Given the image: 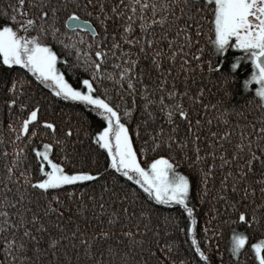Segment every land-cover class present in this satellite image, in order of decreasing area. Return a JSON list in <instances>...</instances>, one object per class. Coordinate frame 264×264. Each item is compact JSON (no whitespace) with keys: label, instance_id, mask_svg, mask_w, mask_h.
Returning <instances> with one entry per match:
<instances>
[{"label":"snow or ice","instance_id":"6c2138e0","mask_svg":"<svg viewBox=\"0 0 264 264\" xmlns=\"http://www.w3.org/2000/svg\"><path fill=\"white\" fill-rule=\"evenodd\" d=\"M123 3V0H120ZM92 6L95 11V19L98 21L100 28L104 30L107 36V22L109 19L115 18L117 21H123L117 26L121 29L120 41L128 44L130 47L125 49L121 42L116 40V34H112L113 42L111 48H107L102 42L97 43L96 37L98 33L95 29L89 28L92 32L93 43L88 45L89 49H94V58L89 56L80 47L84 43V37L80 36L79 40L76 36L67 37V33L61 32L57 27L61 8L51 3V0H41V3L34 4L33 0H15V3L9 5L11 12L5 10L3 16L11 22H4L0 26V81L7 82L10 76V86L7 88L11 93V98L6 103L10 109L9 115L12 120L8 124L10 132L17 135L15 140L24 137L23 143L29 144L32 138L38 134V128L43 125V130L39 131V135H50L52 141L61 145V151H64L68 142L71 140L75 132L78 134L80 128L88 123V118L83 113H77L80 121L79 125L73 121L69 124L61 123L60 135L57 136V125L55 121L41 119L39 111L41 109L40 100H36L31 96L25 97L23 100L17 99L23 95L24 85L29 83L25 79L24 72L30 73L39 84L50 90L51 94L56 98L65 101L79 102L83 107L95 113L97 117L103 120L102 130H98L90 139L104 150L107 154L108 168L114 170L112 187L105 182L101 188L99 200L95 196H88L87 200L93 201L91 208L94 210V216L99 219L107 213V224L115 226L121 219L131 223L135 219L137 193L132 192V199L129 200V194L120 189L113 190L120 183L115 176L118 173L120 177L126 178L127 181L133 182L143 190V194L148 201L154 202L156 205H165L168 207L179 206L187 214L186 235L191 239V247L195 250V255L200 261L207 264L208 257L202 251L197 239L193 235L192 225L196 223L194 216V208L190 207L187 201L190 193V177L178 171L179 165L173 156L156 155L154 159L142 166L139 155H146L148 150V141H144V147L136 149L130 138V121L136 113L138 105L137 98L141 101L139 104V114L143 117L140 121L147 127V123L151 120L155 123L158 119L156 113L163 115L161 124L168 125V135L165 137V128L157 127L155 133H149L151 140V149L153 153L158 152L162 148L171 149L173 146L180 149L181 160H188L189 168L195 170L196 177L200 185H203V191H208L210 178H214L215 169L219 168L223 173V179L219 181V187L216 189L218 197L224 201L226 207L236 208V202H230L227 196L229 188V179L231 178V190L233 193L240 191L238 185H243L244 199L249 195L250 185L247 179L249 173L253 172V164L259 161L264 168V144H258L256 151L253 150V140H248L247 152L248 158L243 163L237 164L235 171L232 170V161L242 159L240 152L245 150L244 140L248 139L245 132H241L240 143L235 145L237 151H233L228 155L223 150L222 141L225 140L229 133L227 131L221 133L217 141L209 140L208 148L201 155V147L197 143L201 137L193 134L191 143L193 145V153L195 158L188 156L183 151L188 148L190 141L185 136H178L179 120L187 121L188 127L186 131L192 133V123L189 110L183 104L185 96L193 100L194 103L199 102V97L189 95L188 82L190 71L195 72L198 69L203 71L202 52L203 46L198 48L191 57L188 58L189 51L199 43L201 35L200 21L205 19L202 12L210 13L208 20L210 22V30L214 33V38L209 37L210 56L207 63V72L211 75L218 70L222 76V83L227 84L231 79L230 73H224L220 62L213 65V57L223 55L228 49L239 50L245 57L249 58L252 65V72L248 79L244 81V88L247 91L249 84L255 81V95L258 98L262 112H264V0H182L180 5V16H176L175 11L171 12V18L175 26V33L169 39L168 31L162 33V37L167 43L169 49L167 59L174 63L177 56L181 61L180 69L185 74L183 77L184 91H179L173 80L171 86L168 85V77L172 75L171 67L162 68V61L157 59L163 55L162 50L157 51L153 48L154 44H159L161 37L155 36L154 32H149V25L159 24L163 26L169 16V9L177 6L176 0H159V3L150 5L153 20H146L144 15L145 9L149 7L148 0H130L129 4H124L123 8L127 9V13L120 8V5L113 3L108 7L104 0H86L85 9ZM35 7L36 12L29 16L28 9ZM62 7L68 9L70 5L65 2ZM79 8V4L76 5ZM161 12L160 16H156L157 10ZM195 9V13L193 12ZM89 16L93 15L92 11L88 12ZM195 16V18H194ZM19 17V18H18ZM139 17L140 32L132 35L135 22ZM184 20L181 23V20ZM88 26V22H83ZM65 25H71L75 30L80 29L81 20L75 11L71 13L65 21ZM172 31V26L169 27ZM35 33V34H32ZM51 37L57 44L63 45L64 50L71 55L74 51L75 64L73 67H79L88 73V78L79 81L80 87H74L65 74L61 72L57 66L60 60V54L50 46L48 37ZM67 37V39H65ZM194 37L195 43H194ZM138 45V53H133L131 48ZM116 50L120 55L117 56ZM146 50L151 51L152 67L160 74L159 83L156 89L150 90V85L145 83V74L143 70L137 72L139 62V53ZM109 53L113 57V70L109 71L104 67L105 62L109 59ZM239 59V58H237ZM192 60L197 63L191 65ZM13 66H18L22 72L14 73ZM232 69H236V63L231 65ZM118 69V72L116 71ZM19 75V79L16 76ZM151 78V71L148 73ZM139 77L138 80L135 78ZM192 83H195V79ZM111 81L113 85L119 87H104L103 81ZM135 81V82H134ZM126 83L127 87L124 88ZM155 83V80L152 81ZM139 86V91L137 90ZM86 89V90H82ZM159 96H157V90ZM115 90L118 99L114 102L111 92ZM202 92V89H201ZM101 93H103V98ZM228 95L229 93H225ZM179 97L180 99H177ZM123 104V107L121 106ZM18 105V110L23 114L24 118L12 112L11 109ZM207 107V105H205ZM261 127L257 130L261 135L258 140L264 141V115L259 117ZM211 121H209L210 123ZM194 123L199 125L201 121L195 120ZM227 123V121H225ZM18 125V126H17ZM31 125V127H30ZM139 123L137 125V134ZM50 130V131H49ZM28 134V135H26ZM85 135L88 131L85 130ZM210 136L217 137L216 132H210ZM53 142L43 143L41 146L32 148L35 157L40 161L38 170L42 173V178L33 180L29 169L24 167L27 159L24 147L15 149L16 154L12 158V166H6L7 173L3 184L5 192H11L9 182L16 185V195L19 200H13L5 195L0 199V207L15 208L17 204L22 210L10 213L8 211L0 212L3 217V227L0 231L8 232V226L16 231H21L20 239H16V232L11 233V238L5 236L4 253L5 256L11 257V264H72L69 249L64 242H72L71 249L76 250L77 264H79L80 249H83L84 256L90 264H102L95 259L93 245L97 242H103L109 238V232L101 229L94 234H89L81 229L80 220H77L71 227H68L64 221L63 205L64 201L60 199L59 191L64 185H74L78 187V182H93L97 178H102L100 171L78 170L71 173L64 170L60 163L54 162L50 158V151L53 148ZM218 149H220L218 151ZM259 152V155L257 154ZM68 157L62 156L61 159ZM219 160V163H217ZM227 167V171L225 168ZM14 168L20 170V176L23 177V189L20 188V177L12 179ZM264 175V174H262ZM264 185V178L257 181ZM264 194V187L260 189ZM84 189H79V196H83ZM105 194H109L113 204L117 207H111L105 202ZM254 194V192H253ZM67 198L72 200L77 197V193L68 191ZM35 196V200L33 199ZM217 197H213L216 199ZM27 200L29 205L35 204V210L30 206H25L24 201ZM43 201V204H41ZM257 205V207H262ZM132 208V213L129 208ZM98 209V211H96ZM88 205L80 200L76 213L81 219L91 220L93 216H87ZM215 211V209H213ZM12 216H18L19 219L13 221ZM152 213L148 210H139V217L143 218L145 223L143 228L140 227V219H135L136 232L126 231L123 236L127 237L132 247H137L141 252L148 251L149 255H155L151 251L156 245L149 242L145 247L144 235L151 232L149 227L151 224ZM69 221L72 217L67 218ZM164 222L167 224L169 218L165 216ZM238 219L245 224L251 225L257 220L255 213L252 214L251 220L246 218V213L240 211ZM173 223L175 219L173 218ZM234 223V221H229ZM103 223V221H101ZM124 224H121L123 229ZM159 228V224L156 225ZM185 231V229H180ZM35 233V234H34ZM66 233V234H65ZM207 233V229H205ZM159 232L152 233L153 236H159ZM218 234V233H217ZM246 235L242 232L232 230L230 241V252L233 257L238 256L246 243ZM207 243V241H205ZM173 242L169 241L161 247L171 252ZM252 250L255 252V258L258 264H264V240L251 244ZM131 249H129L130 251ZM108 253L116 255L112 248L107 249ZM65 257L64 261L59 260L60 253ZM103 254V253H102ZM123 255V254H121ZM44 257H48L44 260ZM121 264H130L125 259ZM159 264V262H158ZM172 264H177L175 260ZM179 264H186L184 260H180Z\"/></svg>","mask_w":264,"mask_h":264},{"label":"trees","instance_id":"16d2710c","mask_svg":"<svg viewBox=\"0 0 264 264\" xmlns=\"http://www.w3.org/2000/svg\"><path fill=\"white\" fill-rule=\"evenodd\" d=\"M67 2L70 7L64 9L62 5ZM86 0H51V3L56 4L58 8H61L58 13L59 20L57 27L61 32L67 33V37L73 35L79 40L80 36L84 37V43L80 45L85 53L94 58V49H89L87 46L93 43L92 32L88 29H78L74 28L68 29L65 25V21L69 18L73 11L80 17V20L87 21L90 28L95 29L98 33L96 37V42H102L107 48H111L113 42L112 34H116V40L120 41L121 29L117 26L123 21H117L115 18L109 19L107 22V36L104 34V30L100 28L98 21L95 19V11L92 6L85 9L84 4ZM105 4L110 7L113 3L120 5V8L127 13V9L123 8L124 4H129L130 0H104ZM170 2V0H169ZM15 3V0H0V26L2 23H11L7 17L2 14L5 10L11 12L9 5ZM34 4L41 3V0H33ZM95 3V0H94ZM149 7L145 9L146 20L155 19L152 16V10L150 5L152 3H159V0H148ZM177 6L169 9V16L166 23L161 26L159 24L149 25L148 31L154 32L155 36H160L161 40L159 44H154L153 48L157 51L163 52L161 57L157 59L162 61V68L167 69L171 67L172 75L168 77V85L171 86L173 80L175 79L177 88L179 91H184L183 77L184 73L180 69V59L177 56L174 63L167 59L169 49L167 48V43L162 37V33L168 31L169 39L175 33V26L171 18V12L175 11L176 16H180V5L182 0H176ZM79 4V8L76 5ZM92 11L93 15L89 16L88 12ZM29 16L36 12L35 7L28 9ZM195 13V9H193ZM205 19L200 21L201 23V35L198 40L199 43L195 44V47L189 51L188 58L191 60L194 52L203 46L202 60H203V71L199 69L195 72L190 71L188 76L190 77L188 82L189 95L193 97L198 96L199 102L194 103L193 100L188 99L187 96L183 98V104L189 110L191 120L193 121L192 133L186 131L188 127L187 121L179 120L177 117V122L179 124L178 136H185L186 139L190 141L188 148L183 151L187 152L188 156L192 159L195 158L193 153V145L191 143L193 134L201 137L197 142L201 147V155L204 154V150L208 148V141L213 140L214 142L218 140L219 135L225 131L229 133L228 137L222 141L223 150L231 155L235 149V145L240 143L241 132H245L248 135V139L244 140L245 150L240 152L239 155L242 159L232 161V170L235 171L237 164L243 163L244 160L248 158L247 143L248 140H253L252 148L256 151L258 144H264V141L257 139L261 135L257 130L261 127L259 117L264 115L261 107L258 106L259 101L255 95V88L257 87L255 81L249 84L248 90L244 88V81L249 78L252 72V65L249 58L245 57L239 50L228 49L223 55L217 54L213 57V65L216 62H220L224 73H230L233 79H231L227 84L222 83V76L218 70L213 71L211 75L207 72V63L210 56V45L209 37L214 38V33L210 30V22L208 16L210 13L202 12ZM161 12L157 10L156 16H160ZM19 18V17H18ZM195 18V16H194ZM181 23L184 22L182 19ZM172 26V31H169V27ZM140 32V21L139 17L135 22L132 35H137ZM35 34V33H32ZM65 37V39H67ZM194 37V43H195ZM50 46L53 47L55 51L60 54V60L57 66L60 68L61 72L65 74V78L73 84L74 87H80L79 81L83 78H88V73H85L82 68L73 67L75 64V52L73 51L69 55L65 50L63 45L57 44L55 41L48 37ZM121 45L123 48L128 49L130 46L122 41ZM133 53H138V45L131 48ZM117 56L120 55L119 50H116ZM151 51L146 50L144 53H139V62L137 65V72L139 73L143 70L145 74V83L150 85L151 89H156V84L159 83L160 74L156 72L155 68L152 67L151 61ZM239 58V59H237ZM113 57L109 53V59L105 62L104 67L109 71L113 70ZM197 62L192 60V65ZM236 63V69H232L231 65ZM14 73L22 72L18 66H13ZM118 72V69H116ZM151 71V78H149L148 73ZM25 79L29 83L24 85L23 95L18 96L17 99L23 100L27 96H31L36 100H40L41 109L39 111V116L41 119L55 121L57 125V136L60 135V126L63 122L65 125L76 122V125L80 124L77 113H83L88 118V123L80 128L79 133L75 132L68 142V146L64 151H61V145L55 144L50 135L41 136L39 131L43 130V125L38 128V134L32 138L31 143L24 144V137H20L19 140H15L14 137L17 135L15 132H10L8 129V124L11 121L16 124L12 117L9 115L10 109L7 106V99L11 98V93H8L7 88L10 86V76L7 82L0 81V182L4 181L7 173L6 166H12V158L16 154L15 149L18 147H24L27 159L24 162V167L29 169L31 173V178L33 180L37 178H42V173L38 170L39 160L36 159L35 153L32 148L41 146L46 142H53V148L50 151V158L56 162L60 163L65 171L71 173L72 171L78 170H90V171H100L102 173V178H97L96 182H78V187L74 185H64L62 190L59 191L60 199L64 201L63 211H64V221L68 227H71L77 220H80L81 229L89 234H94L95 232L104 229L109 232V238L103 242L97 241L93 245V250L95 252V259H98L102 264H121V262L127 259L130 264H172L175 260L179 264L180 260H184L186 264H205V262L200 261V258L195 255V250L191 247V239L186 235V224H187V214L183 212L179 206L168 207L165 205H156L154 202L148 201L143 194V190L135 185L131 181H127L126 178L120 177L118 173L115 176L119 179L120 183L116 185V189H120L129 194V200L132 199L131 193L136 192L138 199L136 203V213L135 219H140V227L143 228L145 223L144 219L139 217V210H148L152 213L151 224L149 227L152 229L151 232L144 235L145 247H148L149 242L156 245L151 251L155 252V255H149L148 251L141 252L139 248L132 247L131 242L125 236L123 232L132 231L136 232V228L132 225L135 224V219L129 222L123 221L122 217L117 222L115 226H109L107 224V213L96 219L94 216V210L91 208L93 201L87 200V197L92 195L95 196L96 200H99L101 188L105 182L108 183L109 187H112L113 173L114 170L108 168L107 154L104 150L100 149L90 136L94 135L96 131L102 130L103 120L101 117H97L95 113L91 112L89 109L83 107L79 102L65 101L61 98L54 97L50 90L44 88L43 85L39 84L30 73L24 72ZM19 79V75L16 76ZM195 79V83H192V79ZM136 80L139 77L135 78ZM155 80V83L152 81ZM135 82V81H134ZM104 87L113 88L119 87L118 85H113L111 81H103ZM126 83L124 88H126ZM202 89V92H201ZM86 90V89H82ZM137 90L139 91V86L137 85ZM157 91V96H159V91ZM229 93L226 95L225 93ZM103 98V93H101ZM112 100L115 102L118 97L115 90L111 92ZM177 99H180L177 97ZM141 101L137 98V111L134 113L133 119L130 121V138L133 141L134 147L140 149L144 147V141H148V150L146 155H139L138 159L142 166L148 164L151 159H154L156 155L173 156L179 165L178 171L186 174L190 177V193L189 200L187 203L190 207L194 208V216L196 217V223L192 225L193 235L197 239L199 246L202 251L205 252L208 257L207 264H258L255 258V252L251 248V244L260 240H264V206L257 207V205L264 204V194L261 193V185L257 183L260 179L264 178V168L256 161L253 164V172L249 173L247 176L250 189L247 199H244L243 185H238L240 191L233 193L231 190V178L229 179V188L227 190V196L230 202H236V208L226 207L223 200L218 197L216 189L219 187V181L223 179V173L219 168L215 169L214 178H210L208 184V191L205 193L203 191L204 186L200 185L196 177L195 170L189 168L190 161L181 160V150L175 148L167 149L162 148L158 152L153 153L151 149V140L149 138V133H155L157 127L165 128V137L168 135L167 129L170 128L168 125L161 124L163 120V115L159 112L156 113L158 119L155 123L151 120L148 121L147 127L144 123L140 122L143 117L139 114V104ZM207 105V107H205ZM123 107V104L121 105ZM12 112L24 118L23 114L19 112L18 105L11 109ZM199 119L201 123L196 125L195 120ZM209 121H211L209 123ZM227 121V123H225ZM139 123V129L137 134V125ZM18 126V125H17ZM31 127V125H30ZM85 130L88 131V135H85ZM50 131V130H49ZM210 132H216L217 137L210 136ZM28 135V134H26ZM220 149H218L219 151ZM259 155V152H257ZM67 156V159H61L62 156ZM219 163V160H217ZM227 171V167L225 168ZM20 177V188L23 189V177L20 176V170L14 168V175L12 177L15 180ZM9 187L12 188L11 192H5L3 184L0 183V199L5 195L9 196L13 200H19V196L16 195V185L9 182ZM83 188V196H79V189ZM72 191L77 193V197L72 200L67 198L66 193ZM254 192V194H253ZM213 197H217L213 199ZM35 200V196H33ZM80 200H83L85 204L88 205L87 216H93L90 221L87 219H81L77 213L76 208L79 207ZM105 202L111 207H117L113 204L112 199L109 194H105ZM25 206H30L35 210V204L29 205L28 201L25 200ZM43 204V201H41ZM215 209V211H213ZM22 210L20 205L17 204L15 208H2L0 207V212L8 211L10 213ZM98 211V209L96 210ZM133 209L130 207L129 212L132 213ZM244 211L246 213V218L251 220L252 214L255 213L257 220L251 225L245 224L239 221L238 213ZM71 216L72 220L69 221L67 218ZM169 218V222L166 224L164 222V217ZM173 218L175 223H173ZM13 221L19 219L18 216L10 217ZM103 221V223H101ZM229 221H234L230 223ZM121 224H124L123 229ZM159 224V228L156 225ZM3 227V217H0V228ZM180 229H185L181 231ZM207 229V233H205ZM235 229L237 232H242L246 235V243L244 248L238 254V256L233 257L230 252V241L232 236V230ZM16 232V239L19 240L21 236V231H16L12 229L10 225L8 226V232L0 231V264H11V257L5 256L4 253V242L3 238L8 236L11 238V233ZM159 232V236H153L152 233ZM218 233V234H217ZM35 234V233H34ZM66 234V233H65ZM172 241L173 246L171 252L162 248L167 242ZM207 241V243L205 242ZM66 247L70 250L69 255L71 256L72 264H77L76 250L71 249V241L64 242ZM112 248L116 255L108 253L107 249ZM129 249H131L129 251ZM103 253V254H102ZM123 254V255H121ZM47 260L48 257H44ZM61 261L65 260L63 253H60L58 258ZM79 264H86V258L84 256L83 249H80L79 254ZM90 264V262H87Z\"/></svg>","mask_w":264,"mask_h":264},{"label":"water","instance_id":"95a60500","mask_svg":"<svg viewBox=\"0 0 264 264\" xmlns=\"http://www.w3.org/2000/svg\"><path fill=\"white\" fill-rule=\"evenodd\" d=\"M83 22H84V21L81 20V26H80V29L84 28V29H88V30H89V28H90L89 24H88V26H85V24H84ZM66 26H67L68 29L73 28V26H71V25H66ZM91 29H92V28H91Z\"/></svg>","mask_w":264,"mask_h":264},{"label":"rangeland","instance_id":"374dc122","mask_svg":"<svg viewBox=\"0 0 264 264\" xmlns=\"http://www.w3.org/2000/svg\"><path fill=\"white\" fill-rule=\"evenodd\" d=\"M145 167L147 166V164L146 165H144Z\"/></svg>","mask_w":264,"mask_h":264}]
</instances>
